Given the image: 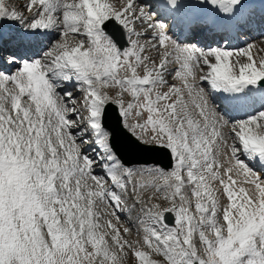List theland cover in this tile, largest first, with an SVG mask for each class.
I'll return each mask as SVG.
<instances>
[{
  "label": "snow or ice",
  "instance_id": "obj_1",
  "mask_svg": "<svg viewBox=\"0 0 264 264\" xmlns=\"http://www.w3.org/2000/svg\"><path fill=\"white\" fill-rule=\"evenodd\" d=\"M195 6L211 15L193 17L190 0H0V34L51 43L9 55L19 67L0 73V264H264V48L182 45L175 27H243L253 14L250 0ZM257 96V114L232 115ZM111 105L170 169L122 162L104 126ZM118 213H135L141 238Z\"/></svg>",
  "mask_w": 264,
  "mask_h": 264
},
{
  "label": "bare ground",
  "instance_id": "obj_2",
  "mask_svg": "<svg viewBox=\"0 0 264 264\" xmlns=\"http://www.w3.org/2000/svg\"><path fill=\"white\" fill-rule=\"evenodd\" d=\"M19 2L21 4L26 3L25 0L24 1L19 0ZM190 2L192 4V7L194 4H196V0H190ZM250 2H251V8L255 6V7L263 8V10H264V4L261 3V0H250ZM194 9L196 12L200 13L201 15L203 14V17L211 15L210 13H206L204 10L196 7L195 5H194ZM162 15L165 16V14H163V13H162ZM157 19H159V17H157ZM210 25H211V31H213V32L218 31V33L226 36L224 43H222V48H237V47H243L246 45L244 42L238 41L235 39V37L238 35L237 34L238 32H236L235 27H234L235 23H227L225 21L219 20V21H217V23L211 22ZM248 25H249V23L246 24L245 26L247 27ZM202 28H205V26H201V29ZM194 30H195V28L192 29V31H194ZM194 32H196V31H194ZM198 32H202V31H198ZM3 33H7V38L4 39L5 40L4 42H2V47H0V51L6 53L7 55L15 54L18 61L21 58H24V59H32L33 58L34 59L38 56H41L44 51L48 50L51 47L49 37L44 36V34L39 35L37 37H34V36L29 37L30 32H27L25 30L17 31L15 28H10L7 26H5L3 28ZM3 33L0 35L3 36ZM52 36L54 38L58 37L55 32L52 33ZM254 36H255V38H254L255 40L257 38H259L260 36H264V23H261L260 20H259V24L257 27V32ZM42 38H45L44 39L45 42L43 44H41V40H40ZM195 39H196V34H193V35H191L185 39H178V41L184 46H190L189 43L194 42ZM210 41H211L210 36H208V35L203 36V37H200L199 43H196V45L201 47V48H207V47H209ZM35 42L38 44H36ZM254 44L258 48H264V42H262V41H260V43H254ZM16 46L18 47V51L14 52L13 49ZM253 52L255 54L256 49H253ZM152 55L153 56L156 55L155 51L152 52ZM15 67L18 68L19 63L11 64V65L7 63V65L5 67H3V64L1 63L0 64V71L2 69H4V70H6V73H8V72L11 73L10 72L11 68L14 69ZM174 67H176V66H174ZM168 77H170V75ZM68 87H69L68 84H63L60 87V91L68 89ZM76 94H80V92L77 91ZM255 103H259V97L258 96L256 97ZM259 108H260V103L258 105L253 104V106L248 108V110H249L250 114H253V113L255 114V112H257V110ZM84 150H85V152L87 151L86 149H84ZM133 168H141V167H133ZM128 203L131 204L132 201L128 202ZM133 214H135V213H133Z\"/></svg>",
  "mask_w": 264,
  "mask_h": 264
},
{
  "label": "water",
  "instance_id": "obj_3",
  "mask_svg": "<svg viewBox=\"0 0 264 264\" xmlns=\"http://www.w3.org/2000/svg\"><path fill=\"white\" fill-rule=\"evenodd\" d=\"M104 126L111 133V142L115 152L126 166L156 163L162 168L171 167V157L167 150L141 144L122 126L116 108L111 105L104 117ZM171 221L172 217H168Z\"/></svg>",
  "mask_w": 264,
  "mask_h": 264
},
{
  "label": "rangeland",
  "instance_id": "obj_4",
  "mask_svg": "<svg viewBox=\"0 0 264 264\" xmlns=\"http://www.w3.org/2000/svg\"><path fill=\"white\" fill-rule=\"evenodd\" d=\"M20 1H24V0H20ZM26 1V0H25ZM139 2L140 3H146V4H149L148 2H146L145 0H139ZM11 3L13 4V5H15L16 7H18L19 8V6H20V2H19V0H11ZM152 11H155L154 9L152 10ZM163 22H165L166 24H169L170 22H167V20H164ZM21 30H23V29H21ZM20 30V31H21ZM172 34H174V33H172ZM44 36H46L47 37V35L46 34H44ZM59 37H56L55 39H58ZM250 37L249 36H247V37H244L243 38V41L247 44V43H253L254 44V42L255 43H260V41H262V42H264V38H261V39H257L256 41H254V40H251L250 41ZM41 40V39H40ZM259 40V41H258ZM54 42V41H53ZM36 43V42H35ZM210 46L211 47H214V44L211 42V44H210ZM33 59V58H32ZM17 70V67H15L14 69H12L11 68V73H14L15 71ZM205 70H207V69H205ZM9 73V72H8ZM167 79L169 80V83H173V82H175V83H179L178 81H173L172 80V77H171V75H170V77H167ZM205 86V88L207 89V85H204ZM67 90H71L73 93H74V95L76 96V99L77 100H80L81 98H82V93H80V94H76L77 93V90L75 89V88H71L70 86L68 87V89ZM140 141V140H139ZM141 142V141H140ZM143 143V142H142ZM89 153L90 152H86V154H88L89 155ZM97 169V170H96ZM96 169H95V172H96V174H97V172L99 171V173L97 174V175H102L103 173L101 172V170H100V168H99V166H97L96 167ZM254 171H256L257 172V174L260 176V178H261V180H264V168H261L260 166L259 167H257L256 168V166H254ZM101 172V173H100ZM119 214V216H120V219H121V221H123V223H124V225L125 226H127V227H129L130 229H131V231H132V234H131V237H129L130 239H139V238H141L142 237V233H140V235L138 236L137 235V228H138V224H137V222L135 221V218H129L128 216H124L123 215V213H118ZM131 221H133L131 224H130V222ZM135 222V223H134ZM128 264H131V262H128Z\"/></svg>",
  "mask_w": 264,
  "mask_h": 264
}]
</instances>
